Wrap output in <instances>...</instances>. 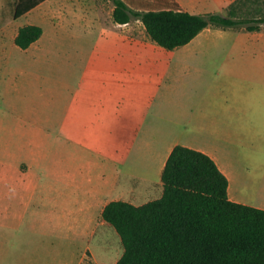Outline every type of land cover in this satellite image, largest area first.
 Listing matches in <instances>:
<instances>
[{
  "label": "crops",
  "instance_id": "obj_1",
  "mask_svg": "<svg viewBox=\"0 0 264 264\" xmlns=\"http://www.w3.org/2000/svg\"><path fill=\"white\" fill-rule=\"evenodd\" d=\"M52 1L44 0L32 10L40 14L41 9H45L54 17L56 9H51ZM172 1L190 14L227 15V10L236 0ZM64 9L63 18L68 33L75 26H82L83 33L95 30L94 26L100 34L104 33V26L111 30L109 44L87 50L80 64L82 72L91 73L93 78L100 80L108 77L109 82L116 87L114 95L106 94L101 88L94 93L96 99L101 102L119 101L116 98L125 94L118 89L128 87L129 99L134 94L135 99L148 98L150 102L162 100L161 96L166 94L167 88L174 86V76L179 71L188 73L189 85L184 87L183 84V91L177 96L172 95L169 104L163 101L167 111L160 115L168 123L160 126L161 139L155 141L152 135L157 131L148 134L141 125L128 130L121 118H111L109 112L91 110L92 102L88 100L85 111L75 116L80 122H76L73 129L87 126L89 129L85 133L88 135L114 137L112 152L105 153L107 156L108 152L112 153L115 160L112 173L99 174V184L91 187L86 195H0V227L17 232L58 236L63 240L69 238L72 243H76L77 248L82 246L77 251L80 254L76 255L80 256L76 264H86L89 239L95 238L97 231L110 226L102 219L104 206L118 200L140 206L158 199L162 194V170L176 145L203 152L214 160L228 180L227 194L231 201L264 210V47L261 46L264 28L261 26L247 31L244 28L217 29L210 26L188 44L165 49L148 36L139 19L131 18L123 24L114 22V6L110 18L105 21L101 0H66ZM217 35L224 36L228 41L226 46L230 47L205 44L206 39ZM229 41H232L231 44ZM187 88L189 91L185 90ZM190 90L197 93L187 96ZM204 91L210 95H200ZM70 118L73 119L72 113ZM189 130L202 132L204 143H193L182 138ZM128 136L134 137L132 148L138 137L151 136L149 141L144 144L141 142L143 151H164L153 172L156 180L148 172L129 170L125 176L132 179L130 184L120 181L119 175L123 174L121 162H128L131 154L130 151L121 152L127 146L122 137ZM245 150H255L256 159L245 156ZM24 175L27 177L26 173ZM139 182L145 184L146 191H155L151 195L157 196L137 204L138 195H141ZM16 243L22 247L26 244L34 250L38 242L24 243L18 240ZM9 248L1 253L0 264H9ZM29 255H33V252ZM18 259H26L25 264H34V258Z\"/></svg>",
  "mask_w": 264,
  "mask_h": 264
},
{
  "label": "rangeland",
  "instance_id": "obj_2",
  "mask_svg": "<svg viewBox=\"0 0 264 264\" xmlns=\"http://www.w3.org/2000/svg\"><path fill=\"white\" fill-rule=\"evenodd\" d=\"M101 1L103 17L107 21L114 3L113 0ZM122 1L135 9H149L160 7L166 0ZM65 2L52 1L51 9H56L54 17L41 9L40 14L32 10L14 19L17 0H0V195H86L91 187L99 184V174L112 173L115 161L112 153L105 154L112 152L114 137L88 135L85 133L89 129L87 126L73 129L76 122H80L75 116L85 111L88 100L92 102L91 110L109 112L111 118H121L128 130L141 125L148 134L157 131L152 135L155 141L161 139L160 126L168 123L160 115L167 111L164 102L169 104L172 95L177 96L183 91V84L184 87L189 85L188 73L179 71L174 76V86L167 88L162 100L135 99L134 94L129 99L128 87L118 89L125 94L116 98L119 101L101 102L96 99V91L103 88L106 94L114 95L116 87L108 77L100 80L93 78L91 73L82 72L80 64L87 50L109 44L111 30L104 26V33L100 34L94 26L95 30L83 33L82 26H75L68 33L63 18ZM227 14L234 18L264 20V0H236ZM29 24L40 26L43 32L27 50H22L15 45V36L20 27ZM249 24L264 28V22ZM227 42L224 36L217 35L206 39L205 44L230 47L226 46ZM261 46L264 47V39ZM190 91L187 96L197 93ZM200 95L210 93L204 91ZM71 113L73 119L70 118ZM150 137H138L133 148L134 137H122L127 146L121 152L131 153L128 162H121L123 174L119 178L122 183L130 184L132 179L125 176L129 170L148 172L153 180L157 179L153 172L164 151L144 152L141 142L144 144ZM182 138L193 143L205 141V136L197 130L187 131ZM245 151V156L256 159L255 150ZM138 185L141 186V195H138L137 204L157 196L151 195L155 191H146L144 183L139 182ZM45 202L48 203L47 200ZM31 233L0 227V255L10 246L9 264L27 263L26 259L18 257L34 258V264H76L81 244L77 248L69 238L63 240L58 236ZM94 236L89 239L86 264H115L123 253L115 230L106 226ZM18 240L38 242L35 243L37 248L32 250L26 244L22 247L16 243ZM30 252L33 255H29Z\"/></svg>",
  "mask_w": 264,
  "mask_h": 264
},
{
  "label": "trees",
  "instance_id": "obj_3",
  "mask_svg": "<svg viewBox=\"0 0 264 264\" xmlns=\"http://www.w3.org/2000/svg\"><path fill=\"white\" fill-rule=\"evenodd\" d=\"M44 0H17L18 19ZM161 1V0H160ZM114 22L139 19L160 47L188 44L207 27L257 29L249 22L222 13L190 14L172 0L158 8L138 9L113 0ZM37 25L18 29L15 45L25 50L42 35ZM158 199L135 206L110 201L102 219L120 238L123 253L115 264H264V210L228 198V180L203 152L176 145L161 174Z\"/></svg>",
  "mask_w": 264,
  "mask_h": 264
}]
</instances>
